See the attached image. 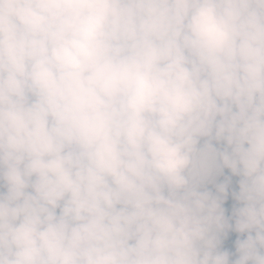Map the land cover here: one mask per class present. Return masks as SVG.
<instances>
[{"label": "clouds", "instance_id": "1", "mask_svg": "<svg viewBox=\"0 0 264 264\" xmlns=\"http://www.w3.org/2000/svg\"><path fill=\"white\" fill-rule=\"evenodd\" d=\"M0 264H264V0H0Z\"/></svg>", "mask_w": 264, "mask_h": 264}]
</instances>
